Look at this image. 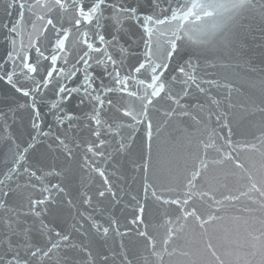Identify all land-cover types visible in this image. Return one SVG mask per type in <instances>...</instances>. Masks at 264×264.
Listing matches in <instances>:
<instances>
[{
    "label": "snow or ice",
    "instance_id": "1",
    "mask_svg": "<svg viewBox=\"0 0 264 264\" xmlns=\"http://www.w3.org/2000/svg\"><path fill=\"white\" fill-rule=\"evenodd\" d=\"M7 7L6 15L16 11V19L23 18L24 0H7ZM82 7L87 11L92 3ZM105 9L111 10L110 15L103 16L112 20L111 30L106 31L102 20L96 19L89 26L91 30H86L71 70L65 68L67 60L48 59L59 52L53 49L61 35L55 30L41 61L52 68L50 75L46 70L39 76L35 71L29 75L27 69L14 71V62L8 59L0 62V85L17 96L15 103L0 109V248L4 249L0 264H142L123 243L132 225L144 224L145 231L137 235H149L148 208L136 197L137 211L128 217L124 232L116 218L104 223L90 214L86 216L84 210L79 213L80 222L73 219V223L64 225L47 219L52 212L50 205L58 196L65 197L67 206L76 207L65 183L74 162L82 174L75 198L82 209L91 207L94 201L115 198L106 165L116 154L130 152L137 137L141 158L132 166L143 173L145 198L151 190L169 224L182 229L189 218H194L207 232L210 225L223 219L225 202L240 198L231 193L217 197L199 190L197 182L208 167L201 153L207 157L215 151V163L232 158L224 145L229 149L233 146L230 110L238 107L232 102V93L239 88L222 73L242 65H247L250 72L260 67L264 73V64L254 65L255 53L250 54V48H260L264 56V0H102L100 12ZM4 27L13 31L16 20ZM253 41L256 43H250ZM28 59L36 65L31 52ZM58 70H62L59 76ZM50 90L51 95L42 104L38 97ZM193 90L205 98V103H186ZM163 102L169 107H163ZM192 109H207V120H201ZM154 112L163 118L154 119ZM252 113L260 114L254 123V140L264 146V103L253 105ZM185 117L204 129L195 141L196 151L188 153L191 167L184 169L179 182L173 175L167 185L157 186L148 177L154 152L160 163L159 149L154 145L169 125L185 135ZM192 142L190 137L185 139L186 145ZM100 160L105 162L104 168ZM85 176L88 180L100 178L94 193ZM252 190L264 196V190L255 185ZM178 191L182 195H175ZM197 200L206 205V211H200ZM165 206L175 208V218ZM33 225L40 237L35 242ZM89 231L104 239L114 232L121 239L115 248L98 254L74 239V234L87 237ZM208 247L212 248L211 242ZM70 252L76 253L75 258L67 255Z\"/></svg>",
    "mask_w": 264,
    "mask_h": 264
},
{
    "label": "water",
    "instance_id": "2",
    "mask_svg": "<svg viewBox=\"0 0 264 264\" xmlns=\"http://www.w3.org/2000/svg\"><path fill=\"white\" fill-rule=\"evenodd\" d=\"M20 0H17L19 3ZM102 0H24L25 11L22 19H16L17 13L6 15L8 11L7 0H0V62L8 59L14 62V71L22 72L28 70L32 75H41L45 70L51 74L52 68H48L46 63H41L49 51V43L53 41V32H60L58 40L53 43V49H59L54 55L48 56L53 62L56 59L65 64V68L71 70L74 65L72 61L79 54V49L84 44L86 30H91L96 19H101L105 30L112 28L111 19H103L104 15H110L111 10L105 9L100 12ZM84 3H92V7L87 11L82 7ZM16 20V28L9 32L4 25L11 24ZM54 22V23H53ZM51 25V26H50ZM256 43V41L250 42ZM260 48H250L254 65L264 64V56H261ZM36 60V65L29 63V53ZM39 54V55H37ZM5 67H8L6 64ZM53 67L55 64L53 63ZM62 70L57 71V76ZM222 75L234 81L239 91L233 90L232 102L238 107L230 110V120L233 125L234 135L232 136L233 146L231 149L224 145L226 152L231 151L232 158L223 163H215L217 153L210 151L207 157L202 158L208 161L207 169L202 171L201 179L197 186L201 191H209L219 197L221 194L231 193L239 195L240 198L234 201H226L227 206L223 210V219L208 227L207 232L200 228L194 218H189L183 224L182 229L175 224H169L167 216L162 217L163 209L151 195V190L145 198L142 191L143 173L138 172L133 166V161L141 158L140 140L132 146V150L123 155L116 154L114 159L107 163L106 170L111 180L116 197L111 196L103 201H94L91 207L82 209L76 201V194L81 188V172L75 162L72 171L68 175L65 183L74 198L76 207H69L64 203L65 197L58 196L55 203L50 205L52 212L47 219L64 225L80 222V211L84 210L85 215H91L96 220L107 223L110 218H116L120 225V231H125L128 217L137 211L135 205L137 200L148 208L146 237L137 235V232L145 231V225H132L130 231L123 236V243L127 250L134 256L141 259L142 264H264V196L259 191H253L252 186L264 190V146L254 140L257 129L254 123L259 120L260 114L252 113L253 105L264 103V87L261 81L264 80V73L257 67L256 71H248L247 65L237 68H230ZM27 77H25L26 79ZM35 79V77H33ZM215 94L221 93L213 90ZM51 95V90L38 97L43 104L47 96ZM78 99V98H77ZM17 96L0 85V109L6 104L15 103ZM205 103V98L193 94L186 103L191 106L194 103ZM74 104L76 101L73 102ZM228 101L225 100L224 108H227ZM243 107H239V106ZM163 107L169 104L163 102ZM201 120H207V109L199 111L192 109ZM154 119H162L158 112L153 113ZM212 126H215V118L212 117ZM183 124L188 132L181 135L175 127L169 125L162 133L158 145L160 153V163L157 164V157L153 155L152 166L149 169L148 177L157 186L167 185L173 175L177 177V182L182 180L186 167H191L192 159L188 153L196 151V139L204 132L202 125H195L190 117L183 118ZM124 134V133H122ZM226 135V132L224 133ZM192 139L191 145L185 144V139ZM223 144V141H218ZM256 144V147H252ZM2 151V149H0ZM102 168L105 167L103 160L98 161ZM159 167V173L156 172ZM115 173V174H113ZM85 180L88 177L85 176ZM55 182V181H52ZM91 191H95L100 186V178L94 177L88 180ZM247 192V195L240 193ZM175 195H182L179 191ZM201 212L206 211V205L201 201H196ZM167 212L175 218L176 210L172 206H165ZM21 219H31V217H21ZM87 230V224H85ZM33 241L40 239L36 226L33 225ZM74 239L82 241L91 247L96 253H104L115 248L121 237H117L113 232L111 238L104 239L89 231L87 237L74 234ZM17 241V237H13ZM211 242L212 248L208 247ZM147 245V246H145ZM4 249L0 248V254ZM67 255L75 258L76 253L70 252ZM219 258V261L217 260ZM118 264V261H117Z\"/></svg>",
    "mask_w": 264,
    "mask_h": 264
}]
</instances>
